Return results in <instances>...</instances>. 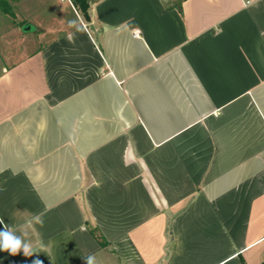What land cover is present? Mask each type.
Wrapping results in <instances>:
<instances>
[{
  "label": "crops",
  "instance_id": "obj_1",
  "mask_svg": "<svg viewBox=\"0 0 264 264\" xmlns=\"http://www.w3.org/2000/svg\"><path fill=\"white\" fill-rule=\"evenodd\" d=\"M179 1L94 0L85 21L49 0L50 25L9 26L0 219L30 254L0 264L264 260V0Z\"/></svg>",
  "mask_w": 264,
  "mask_h": 264
},
{
  "label": "rangeland",
  "instance_id": "obj_2",
  "mask_svg": "<svg viewBox=\"0 0 264 264\" xmlns=\"http://www.w3.org/2000/svg\"><path fill=\"white\" fill-rule=\"evenodd\" d=\"M46 1L49 0H9L13 15L4 14L0 10V41L2 44L11 39L6 31L9 30V26L12 23L17 22L19 19L20 21L23 18L30 19L35 24L39 23L38 21L40 19L43 21L41 22L42 25H50L54 21L53 9L48 4L41 6ZM57 2L63 6H67L68 4L67 0H57Z\"/></svg>",
  "mask_w": 264,
  "mask_h": 264
},
{
  "label": "clouds",
  "instance_id": "obj_3",
  "mask_svg": "<svg viewBox=\"0 0 264 264\" xmlns=\"http://www.w3.org/2000/svg\"><path fill=\"white\" fill-rule=\"evenodd\" d=\"M69 27L75 28L78 32L87 30V25L79 18L69 21ZM29 215L34 218V224L43 226V212L30 213ZM0 226H3L0 228V251H8L10 255H14L22 250L25 255L30 254L29 233L27 230L21 229L20 233L17 234V228L6 225L2 219H0ZM85 262L86 264H94V257L88 256L85 258Z\"/></svg>",
  "mask_w": 264,
  "mask_h": 264
},
{
  "label": "trees",
  "instance_id": "obj_4",
  "mask_svg": "<svg viewBox=\"0 0 264 264\" xmlns=\"http://www.w3.org/2000/svg\"><path fill=\"white\" fill-rule=\"evenodd\" d=\"M74 8L80 13L85 21H89V10L90 5L94 0H70ZM0 10L4 14L13 15V11L11 9V5L9 0H0ZM100 239V237H99ZM102 243V242H101ZM244 264V262L242 263ZM261 264H264V260H262Z\"/></svg>",
  "mask_w": 264,
  "mask_h": 264
},
{
  "label": "water",
  "instance_id": "obj_5",
  "mask_svg": "<svg viewBox=\"0 0 264 264\" xmlns=\"http://www.w3.org/2000/svg\"><path fill=\"white\" fill-rule=\"evenodd\" d=\"M179 3H180V1L177 0V4H179ZM89 27H90V28H93L92 24H90ZM34 29H35V28L32 27V25H31L30 23H28V22L24 23V24L22 25V27H21V30H23V31H31V30H34Z\"/></svg>",
  "mask_w": 264,
  "mask_h": 264
}]
</instances>
